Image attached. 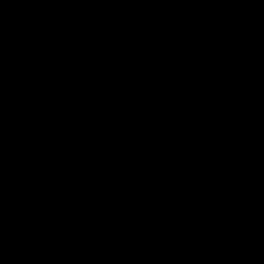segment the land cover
<instances>
[{"label": "water", "instance_id": "obj_1", "mask_svg": "<svg viewBox=\"0 0 264 264\" xmlns=\"http://www.w3.org/2000/svg\"><path fill=\"white\" fill-rule=\"evenodd\" d=\"M0 264H264V0H0Z\"/></svg>", "mask_w": 264, "mask_h": 264}]
</instances>
